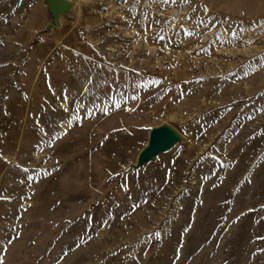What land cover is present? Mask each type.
<instances>
[{"label":"rangeland","instance_id":"rangeland-1","mask_svg":"<svg viewBox=\"0 0 264 264\" xmlns=\"http://www.w3.org/2000/svg\"><path fill=\"white\" fill-rule=\"evenodd\" d=\"M68 1L0 0L2 264H264V0Z\"/></svg>","mask_w":264,"mask_h":264},{"label":"water","instance_id":"water-1","mask_svg":"<svg viewBox=\"0 0 264 264\" xmlns=\"http://www.w3.org/2000/svg\"><path fill=\"white\" fill-rule=\"evenodd\" d=\"M46 6L51 15V24L49 26L57 28L60 16L65 15L71 3L68 0H46ZM179 141L180 138L177 132L167 125L151 128L147 143L138 153L133 167L138 169L149 163L158 155L170 150Z\"/></svg>","mask_w":264,"mask_h":264},{"label":"snow or ice","instance_id":"snow-or-ice-1","mask_svg":"<svg viewBox=\"0 0 264 264\" xmlns=\"http://www.w3.org/2000/svg\"><path fill=\"white\" fill-rule=\"evenodd\" d=\"M233 35H235V33H233ZM162 38V37H161ZM119 106V105H118ZM68 109L66 108L65 111H67ZM9 243H11V241H9ZM0 264H2V260H0Z\"/></svg>","mask_w":264,"mask_h":264},{"label":"bare ground","instance_id":"bare-ground-1","mask_svg":"<svg viewBox=\"0 0 264 264\" xmlns=\"http://www.w3.org/2000/svg\"><path fill=\"white\" fill-rule=\"evenodd\" d=\"M178 134V133H177ZM179 135V134H178ZM179 138L181 139L180 135H179Z\"/></svg>","mask_w":264,"mask_h":264}]
</instances>
